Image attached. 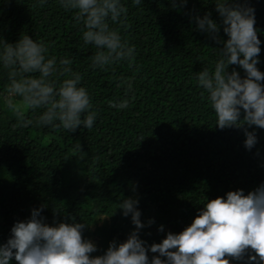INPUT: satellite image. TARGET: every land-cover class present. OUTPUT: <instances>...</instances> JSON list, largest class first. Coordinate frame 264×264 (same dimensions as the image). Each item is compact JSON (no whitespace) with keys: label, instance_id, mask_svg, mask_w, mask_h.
<instances>
[{"label":"trees","instance_id":"obj_1","mask_svg":"<svg viewBox=\"0 0 264 264\" xmlns=\"http://www.w3.org/2000/svg\"><path fill=\"white\" fill-rule=\"evenodd\" d=\"M215 2L142 0L136 6L123 0L127 27H113L135 47L136 68L121 62L101 69L92 66L95 49L84 44L83 25L59 0H45L42 7L39 0H0V39L14 43L24 33L44 41L57 62L70 59L97 112L91 129L68 132L37 125L42 110H26L33 123L20 127L4 103L8 80L0 65V245L17 221L43 206L46 223H72L73 217L84 223L83 237L97 248L91 255H102L135 228L119 208L124 198L134 197L145 224L139 235L150 246L168 232L183 231L207 200L226 199L228 191L239 189L247 194L264 183V129L248 128L257 143L247 149L243 128L216 125L196 80L204 68L214 69L222 44L199 31L195 17L211 13L227 39ZM247 2L255 10L257 68L264 72V0ZM233 69L245 76L238 65L228 71ZM130 77L127 91L119 79ZM123 99L127 108L109 106ZM149 219L154 223L148 225ZM154 255L159 253L148 251L150 260ZM10 264L18 262L13 258ZM232 264L256 262L246 255Z\"/></svg>","mask_w":264,"mask_h":264},{"label":"clouds","instance_id":"obj_2","mask_svg":"<svg viewBox=\"0 0 264 264\" xmlns=\"http://www.w3.org/2000/svg\"><path fill=\"white\" fill-rule=\"evenodd\" d=\"M45 0H39L40 6ZM65 10L74 12L77 24L83 25V42L94 47L91 56L94 68L104 69L126 62L135 69V47L130 45L113 25L126 28L128 8L123 0H59ZM136 6L142 0H132ZM186 6L187 0H182ZM223 32L211 18V13L196 16L199 31L207 33L222 47L214 69L204 68L196 75L198 86L216 115L220 129L243 128L244 146L251 150L257 143L251 126L264 129V72L257 68L261 41L255 28V10L247 0H216ZM49 46L22 33L9 43L0 39V65L6 70L8 84L4 103L20 127L33 121L26 110H42L37 125L63 128L74 132L80 126L91 129L96 119L89 92L81 86L82 75L73 71L72 61L49 56ZM230 65H238L240 73ZM62 78V79H61ZM121 85L132 90L133 78L119 79ZM19 98V102L17 99ZM109 106L124 109L129 100L109 101ZM243 116L241 118V114ZM247 125L248 127H245ZM139 200L124 198L119 208L125 217L131 216L135 225L128 238L117 244L112 241L102 255L92 256L96 245L83 237L84 223H46L41 215L43 206L31 211L27 221H17L11 236L0 245V264H232L244 260L264 264V183L244 193L243 189L228 191L226 199L207 200L192 223L179 233L168 232L160 243L150 246L140 238L145 227ZM154 223L149 219L148 225ZM163 231V226L159 228ZM159 253L152 256L148 251ZM164 257L165 259H162Z\"/></svg>","mask_w":264,"mask_h":264}]
</instances>
